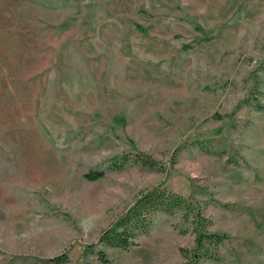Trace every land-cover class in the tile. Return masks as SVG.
Instances as JSON below:
<instances>
[{"label": "rangeland", "instance_id": "374dc122", "mask_svg": "<svg viewBox=\"0 0 264 264\" xmlns=\"http://www.w3.org/2000/svg\"><path fill=\"white\" fill-rule=\"evenodd\" d=\"M159 182L228 235L200 264H264V0H0V264H181L163 212L83 248Z\"/></svg>", "mask_w": 264, "mask_h": 264}, {"label": "trees", "instance_id": "16d2710c", "mask_svg": "<svg viewBox=\"0 0 264 264\" xmlns=\"http://www.w3.org/2000/svg\"><path fill=\"white\" fill-rule=\"evenodd\" d=\"M205 152L215 153L196 141ZM127 162L136 163L149 169H161L162 165L150 154L134 150L111 158L109 169L123 167ZM157 212L177 215L179 220L187 223L186 229L193 235L189 247H180L181 264H200L203 260L213 259L218 248L228 235L208 228L209 220L202 213L199 203L191 196H184L168 188L163 182L148 186L136 194L112 221L101 229L93 242L83 245L85 252H93L102 263H108L109 258L104 247L129 249L137 244L140 235L146 234L152 225ZM68 260V253L63 252L43 259L47 264H60Z\"/></svg>", "mask_w": 264, "mask_h": 264}]
</instances>
